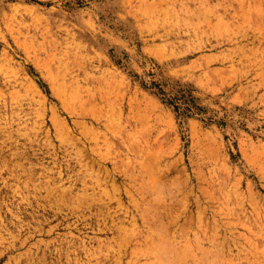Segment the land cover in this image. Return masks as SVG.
I'll return each mask as SVG.
<instances>
[{"label": "rangeland", "instance_id": "obj_1", "mask_svg": "<svg viewBox=\"0 0 264 264\" xmlns=\"http://www.w3.org/2000/svg\"><path fill=\"white\" fill-rule=\"evenodd\" d=\"M0 264H264V0H0Z\"/></svg>", "mask_w": 264, "mask_h": 264}]
</instances>
